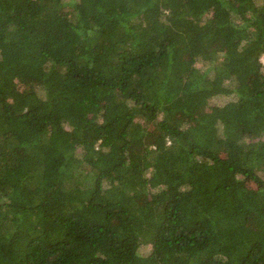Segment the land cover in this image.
Segmentation results:
<instances>
[{
    "label": "trees",
    "instance_id": "trees-1",
    "mask_svg": "<svg viewBox=\"0 0 264 264\" xmlns=\"http://www.w3.org/2000/svg\"><path fill=\"white\" fill-rule=\"evenodd\" d=\"M263 56L264 0H0V264H264Z\"/></svg>",
    "mask_w": 264,
    "mask_h": 264
},
{
    "label": "rangeland",
    "instance_id": "rangeland-1",
    "mask_svg": "<svg viewBox=\"0 0 264 264\" xmlns=\"http://www.w3.org/2000/svg\"><path fill=\"white\" fill-rule=\"evenodd\" d=\"M262 60H263V62H264V56L262 57ZM221 99H220V97H215V98H212L211 99V104H216V103H221ZM255 225L257 226V227H261V225H262V223H261V220L259 219H256V221H255Z\"/></svg>",
    "mask_w": 264,
    "mask_h": 264
}]
</instances>
